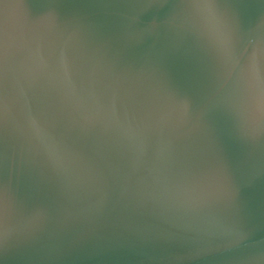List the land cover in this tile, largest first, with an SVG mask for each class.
I'll return each mask as SVG.
<instances>
[{"label": "water", "instance_id": "95a60500", "mask_svg": "<svg viewBox=\"0 0 264 264\" xmlns=\"http://www.w3.org/2000/svg\"><path fill=\"white\" fill-rule=\"evenodd\" d=\"M209 15L252 45L264 31V0H0V264H264V137L237 112H209L222 187L188 204L169 190L176 133L117 114L86 85L92 70L191 100ZM75 132L88 150L66 188L36 150L55 133L78 152ZM41 205L54 212L33 224Z\"/></svg>", "mask_w": 264, "mask_h": 264}, {"label": "snow or ice", "instance_id": "6c2138e0", "mask_svg": "<svg viewBox=\"0 0 264 264\" xmlns=\"http://www.w3.org/2000/svg\"><path fill=\"white\" fill-rule=\"evenodd\" d=\"M201 50L198 82L191 100L126 86L119 81L98 82L92 78V70L87 73L86 83L93 91H101L104 104L117 114L147 117L176 133L165 147L169 190L188 204L204 202L222 187L216 137L206 123L209 112H237L253 139L264 137V31L257 44L252 45L246 43L238 28L226 26L209 15L204 23ZM79 71L85 81L83 67ZM72 141L81 144L78 152L67 151L55 133L46 134L36 150L35 163L66 188L81 179V156L88 150L87 143H81V133L75 132ZM142 151L148 155L150 145L145 143ZM6 193V184L0 185V235ZM53 212L51 206L41 205L33 212L31 223L39 224Z\"/></svg>", "mask_w": 264, "mask_h": 264}]
</instances>
